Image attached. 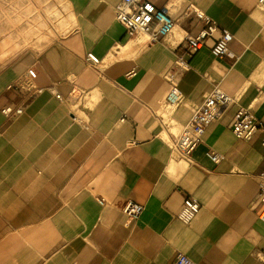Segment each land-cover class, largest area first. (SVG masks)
<instances>
[{"label":"crops","instance_id":"0c3cea01","mask_svg":"<svg viewBox=\"0 0 264 264\" xmlns=\"http://www.w3.org/2000/svg\"><path fill=\"white\" fill-rule=\"evenodd\" d=\"M41 1L60 12L53 35L35 33L27 0H0L9 42L0 55V264H173L179 251L193 264H264V131L241 140L229 127L239 107L264 123V5L151 0L168 3L176 23L149 41L116 20L120 0ZM191 6L231 32V55L213 56L218 34L207 38L180 75L182 101L170 104L164 73L186 34L202 27ZM30 67L36 77L27 82ZM215 85L233 102L179 156L173 141ZM5 105L23 109L6 117ZM187 194L200 208L183 223L176 213ZM126 199L143 204L136 219L122 213Z\"/></svg>","mask_w":264,"mask_h":264},{"label":"built area","instance_id":"2783aa9c","mask_svg":"<svg viewBox=\"0 0 264 264\" xmlns=\"http://www.w3.org/2000/svg\"><path fill=\"white\" fill-rule=\"evenodd\" d=\"M172 3L173 0H166ZM156 5L151 0H120L114 6L115 18L120 22L128 36L144 34L149 41H156L172 32L175 27L176 19L170 12V5ZM257 6L264 5V0H256ZM191 14L198 19L202 27L197 34H186L183 38V49L178 52L165 71L164 77L168 82V91L166 99L170 104H177L182 101V94L178 87V82L182 72L189 68V59L194 52L201 48L207 38L212 37L217 32L210 46V52L215 57L231 55L228 44L232 40L231 32L220 26L204 11L191 6ZM87 61L93 65L99 63V58L92 52L85 55ZM36 72L33 68L26 70L25 81L34 80ZM41 88H33L34 94ZM60 97L59 94H56ZM233 102V97L224 91L220 86L215 85L204 97L200 105L192 111L189 120L183 125L180 133L173 141V149L179 156L189 157L194 148L203 142V134L206 128L226 110ZM22 106L5 105L1 112L6 117H13L22 112ZM229 127L233 134L241 140L250 139L253 134L261 129L264 131L262 123L248 107H239L232 116ZM264 143V138H262ZM206 155L213 161L218 162L222 154L213 148H208ZM258 195L262 202V208L259 211V219L264 222V169L258 172ZM122 213L128 218L136 219L143 210V204L126 199L119 206ZM200 203L192 195H185L176 217L183 223H188L199 211ZM173 264H193L192 259L185 253L179 251L176 253Z\"/></svg>","mask_w":264,"mask_h":264},{"label":"rangeland","instance_id":"374dc122","mask_svg":"<svg viewBox=\"0 0 264 264\" xmlns=\"http://www.w3.org/2000/svg\"><path fill=\"white\" fill-rule=\"evenodd\" d=\"M27 1L30 2L29 9L32 10V13L34 12V14L38 15V21H37L38 23L35 27V33L45 31V32H48L47 34L53 35L55 31H60L61 15L56 6L54 5L48 6L44 1H41V0H27ZM3 3H4V0H3ZM33 21L34 19H26L22 21L23 23L22 30L23 31L26 30V32H30L29 28L25 29V27L29 26V23ZM16 29H19V27L14 28L13 30H16ZM7 36H9L8 33H6V37ZM20 36L22 39L21 45H23L29 39L30 34L24 33ZM1 37H2V40H0L1 42L0 50L2 51H0V55L1 57H4L7 54V51H3L4 50L3 48H7L9 46V42L7 40L5 41L4 39L5 33L0 35V39Z\"/></svg>","mask_w":264,"mask_h":264}]
</instances>
